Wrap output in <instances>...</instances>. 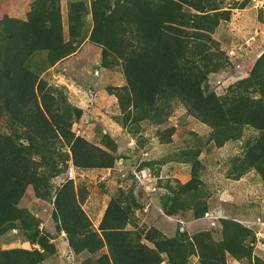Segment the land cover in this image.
Returning a JSON list of instances; mask_svg holds the SVG:
<instances>
[{"label":"rangeland","instance_id":"374dc122","mask_svg":"<svg viewBox=\"0 0 264 264\" xmlns=\"http://www.w3.org/2000/svg\"><path fill=\"white\" fill-rule=\"evenodd\" d=\"M139 1L0 0V56L15 77L0 88V173L14 211L0 223V264H264V174L248 160L260 130L244 124L224 139L227 120L214 125L204 108L144 100L91 36L95 10L123 3L132 28L147 25ZM183 1L184 13L203 4L214 16L220 58L205 84L233 112L264 62V0ZM13 20L59 25L72 51L52 63L48 49L9 38Z\"/></svg>","mask_w":264,"mask_h":264},{"label":"trees","instance_id":"16d2710c","mask_svg":"<svg viewBox=\"0 0 264 264\" xmlns=\"http://www.w3.org/2000/svg\"><path fill=\"white\" fill-rule=\"evenodd\" d=\"M181 2L184 1H139L137 13L144 12L143 18L147 25L138 26V28H132L130 24L135 14L127 3H123L121 13L117 11L121 4L115 11L106 7L102 14L95 10L93 13L95 22L91 36L103 46L104 52H111L122 59L124 72L131 87L138 85L141 89H146L144 100L154 104L162 99L168 100L169 97H177L191 107L196 114H203L201 110L204 108L211 115L206 117H209L214 125L216 121L227 120L230 131L226 135L224 132H219L224 139L236 137L238 126L244 124H250L260 130V136L250 149L248 160L250 166L264 174V62L258 61L259 67L245 84L247 87L254 86L255 90L251 92V95L246 92L240 96L238 94L233 96V100H230L234 105L233 112L225 111L224 104L228 98H216L215 93L209 91L205 84L208 74L218 66L220 58L216 52L210 53L213 43L208 30L215 27V22L212 19L214 16L210 12H206L208 9L201 6L203 4L192 6L198 11L197 13H184ZM136 18L141 19L138 16ZM199 18L204 21L201 23ZM13 21L18 28L10 34L9 38L16 43L29 40L32 51L48 49L52 63L72 51L69 49V45L73 40L63 41L62 29L59 25L38 26L33 24L27 26L25 22ZM186 24L193 25V30L196 27L199 30L192 33L186 32L184 29L185 26H188ZM196 25H200V27ZM71 29L74 28L71 27ZM19 53H21L20 50ZM5 61L7 60L4 59V56H0V68L3 66V70H0V88L2 90L7 87L5 79L15 80L11 70L4 69ZM9 61L12 62V59ZM24 75L26 77L31 73L26 70ZM159 92H162L164 97L159 95ZM254 93H257L258 96L255 97ZM215 100L217 101L215 102ZM3 180L7 181L0 173V223H6L14 215V211L11 210L13 190L6 192L3 188ZM105 213H108V209ZM6 264H14V261Z\"/></svg>","mask_w":264,"mask_h":264}]
</instances>
